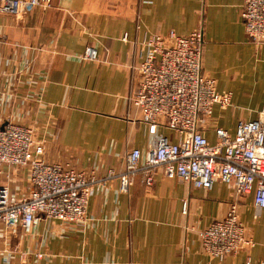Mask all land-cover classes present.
<instances>
[{
	"label": "crops",
	"instance_id": "obj_1",
	"mask_svg": "<svg viewBox=\"0 0 264 264\" xmlns=\"http://www.w3.org/2000/svg\"><path fill=\"white\" fill-rule=\"evenodd\" d=\"M243 1L48 0L25 14H2L0 114L31 125L50 162L93 171L97 179L109 169L119 173L129 149L145 150L155 139L128 103L137 43L150 34L201 30L202 70L219 91L231 92L230 105L215 104L201 129L211 143L215 127L233 134L237 122L255 119L264 103V45L245 33ZM88 46L97 49L98 60L80 58ZM158 132L175 141L168 128ZM153 174L146 185L137 173L127 193L118 191L117 178L104 180L89 198L84 225L42 220L30 234L13 229L0 238V264L264 261V209L256 213L251 195L236 196L220 181L208 190L192 188L161 168ZM5 183L17 194L27 185L22 173ZM231 201L254 245L220 261L202 252L197 233Z\"/></svg>",
	"mask_w": 264,
	"mask_h": 264
},
{
	"label": "built area",
	"instance_id": "obj_2",
	"mask_svg": "<svg viewBox=\"0 0 264 264\" xmlns=\"http://www.w3.org/2000/svg\"><path fill=\"white\" fill-rule=\"evenodd\" d=\"M46 4L48 0H0V15L17 16ZM241 18L249 41L264 45V0H244ZM202 49L201 30L150 34L137 43L128 103L139 109L155 139L145 150L129 149L122 171L109 169L104 179L69 163L48 161L44 140L31 125L0 114V238L6 240L15 228L30 234L42 220L84 225L89 198L104 180L117 178L118 191L127 193L137 173L150 185L157 168L192 188L208 190L220 181L236 196L251 195L256 213L264 209V103L255 119L238 121L233 134L215 127V141L209 142L201 127L212 117L215 104L230 105L231 92L219 91L216 80L203 72ZM80 58L98 60V51L88 46ZM160 127L171 130L175 141L158 132ZM18 173L27 184L21 194L5 183ZM186 210L185 200L182 212ZM197 234L202 252L220 261L254 245L236 201ZM241 264L264 261L246 256Z\"/></svg>",
	"mask_w": 264,
	"mask_h": 264
}]
</instances>
